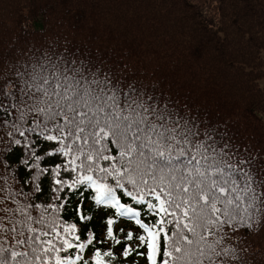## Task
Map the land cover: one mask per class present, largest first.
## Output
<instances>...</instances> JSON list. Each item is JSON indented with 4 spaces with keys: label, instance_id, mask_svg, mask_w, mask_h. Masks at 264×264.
Masks as SVG:
<instances>
[{
    "label": "snow or ice",
    "instance_id": "6c2138e0",
    "mask_svg": "<svg viewBox=\"0 0 264 264\" xmlns=\"http://www.w3.org/2000/svg\"><path fill=\"white\" fill-rule=\"evenodd\" d=\"M36 31L0 51V264H244L264 142Z\"/></svg>",
    "mask_w": 264,
    "mask_h": 264
},
{
    "label": "trees",
    "instance_id": "16d2710c",
    "mask_svg": "<svg viewBox=\"0 0 264 264\" xmlns=\"http://www.w3.org/2000/svg\"><path fill=\"white\" fill-rule=\"evenodd\" d=\"M41 25L264 142V0H0V51ZM248 239L264 264V228Z\"/></svg>",
    "mask_w": 264,
    "mask_h": 264
},
{
    "label": "rangeland",
    "instance_id": "374dc122",
    "mask_svg": "<svg viewBox=\"0 0 264 264\" xmlns=\"http://www.w3.org/2000/svg\"><path fill=\"white\" fill-rule=\"evenodd\" d=\"M37 24H39V23H37ZM261 83H262V84H264V79H263V80H261Z\"/></svg>",
    "mask_w": 264,
    "mask_h": 264
}]
</instances>
